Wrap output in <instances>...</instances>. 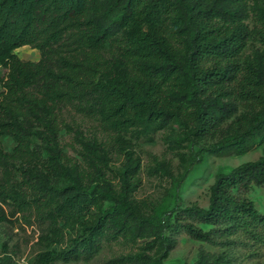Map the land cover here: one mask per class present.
Here are the masks:
<instances>
[{
    "label": "trees",
    "instance_id": "obj_1",
    "mask_svg": "<svg viewBox=\"0 0 264 264\" xmlns=\"http://www.w3.org/2000/svg\"><path fill=\"white\" fill-rule=\"evenodd\" d=\"M23 45L37 49L39 60L20 59L13 51ZM1 67L0 136L15 145L0 147V167L20 165L19 179H0V203L39 226L40 250L28 264L89 261L104 241L125 234L149 240L110 264H167L182 232L264 244V213L247 196L252 186L264 192V153L218 173L207 208L182 206L178 194L206 154L243 155L264 143V0H0ZM66 107L113 133L106 143L81 140L88 180L64 161L58 143ZM172 124L180 129L174 147L189 154H178L174 207L148 214L146 201L133 196L139 158L132 140L151 141ZM34 139L48 152L47 172L31 160ZM112 153L124 157L119 190L104 172ZM62 174L64 184L55 179ZM0 210V220H10ZM0 264L17 263L5 254ZM186 264L230 262L202 250Z\"/></svg>",
    "mask_w": 264,
    "mask_h": 264
},
{
    "label": "rangeland",
    "instance_id": "obj_2",
    "mask_svg": "<svg viewBox=\"0 0 264 264\" xmlns=\"http://www.w3.org/2000/svg\"><path fill=\"white\" fill-rule=\"evenodd\" d=\"M253 46L257 44L249 43L244 49V54H248ZM20 59L37 61L40 52L29 45H23L13 51ZM6 74V69L0 68V77ZM3 88L0 81V97ZM60 129L58 133V143L64 154V161L69 166L77 165L82 171L83 179L94 177L93 171L87 162L83 161L80 152L82 151L81 140H90L106 143L113 134L95 117L84 116L74 112L70 107L63 108L59 114ZM180 129L176 124L169 128L159 130L152 134L151 141L132 140L133 149L139 158L137 169L136 188L133 196L136 200H145L149 209L148 214L159 213L163 208L171 209L175 205L176 180L183 170L180 165L179 152L189 154L188 149L174 147L173 139L178 135ZM128 137V135H126ZM32 146L36 150V158L31 159L33 164L47 172L48 152L40 140L34 139ZM174 144V145H173ZM15 145L14 140L9 136H0V147L3 151L10 152ZM194 149H197L195 146ZM264 153V143L254 146L250 151L243 155L212 156L205 155L202 163L195 164L183 183L178 189L181 205H197L207 208L209 204L210 186L218 173L229 172L242 162L257 159ZM108 168L104 169L105 176L119 190L120 174L118 169L122 168L124 157L121 154L112 153L110 155ZM32 164V162H31ZM160 164H164L171 173V177L163 173ZM19 163L7 164L0 167V179L5 176L10 180L19 179L16 167ZM26 165V164H24ZM52 175V173H50ZM52 177H54L52 175ZM55 179L64 184L67 179L62 174ZM247 196L253 201L256 209L264 213V192L260 186H252ZM107 201H103L106 205ZM0 206L3 214L10 220H0V259L5 254L11 255L17 264H28L31 258L40 250L35 244L39 234V226L36 222L28 224L21 218V213L17 212L13 217L10 216V209L7 205ZM0 210V218H2ZM204 230L210 226L199 224ZM176 243L168 251L165 262L167 264H186L192 263L197 259L200 251L208 253H224L225 258L230 264H264V244L245 241L241 238L230 243L207 242L193 239L186 233L176 234ZM146 237H133L130 234L119 236L115 240H106L102 243L101 249L89 261H71L67 263L58 262L57 264H110L113 258H118L141 251ZM233 240V241H232ZM224 242V241H223ZM56 247V246H52ZM7 250V252H5ZM152 253V252H151ZM159 251H153L157 255ZM126 264H134L129 262Z\"/></svg>",
    "mask_w": 264,
    "mask_h": 264
}]
</instances>
